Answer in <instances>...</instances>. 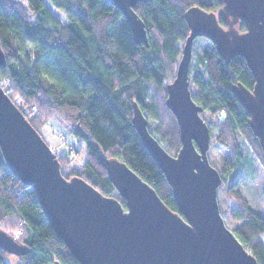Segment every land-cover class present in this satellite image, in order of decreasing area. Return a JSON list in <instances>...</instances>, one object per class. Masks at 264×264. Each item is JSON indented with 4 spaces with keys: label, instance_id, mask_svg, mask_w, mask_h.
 Listing matches in <instances>:
<instances>
[{
    "label": "trees",
    "instance_id": "1",
    "mask_svg": "<svg viewBox=\"0 0 264 264\" xmlns=\"http://www.w3.org/2000/svg\"><path fill=\"white\" fill-rule=\"evenodd\" d=\"M47 2L64 11L67 21L56 17ZM195 5L219 12L222 3L138 2L135 10L145 21L147 46L135 42L124 14L111 0H0V40L6 56V65H0L1 85L39 132L57 116L85 145L81 166L71 165L68 154L55 151L66 178L80 176L104 195H113L116 189L106 160L117 157L179 211L172 186L132 119L138 104L150 131L172 155L179 152L180 126L166 104V86L175 78L180 42L190 33L185 13ZM237 27L244 31L247 25L241 20ZM205 40L208 46L197 50L195 57V77L200 78L193 79L192 95L214 124L216 140L231 154L221 174L227 198L235 206L229 214L239 221L232 230L264 264V217L237 187L238 173L248 162L239 136L263 163L264 151L249 125L248 112L232 90L237 82L252 89L255 77L243 56L226 63L214 44ZM118 198L126 207V200ZM0 229L25 246L26 252L18 256L20 264H82L50 225L33 187L10 171L1 148ZM11 255L0 247V264H10Z\"/></svg>",
    "mask_w": 264,
    "mask_h": 264
},
{
    "label": "water",
    "instance_id": "2",
    "mask_svg": "<svg viewBox=\"0 0 264 264\" xmlns=\"http://www.w3.org/2000/svg\"><path fill=\"white\" fill-rule=\"evenodd\" d=\"M111 1L124 14L135 42L148 46L145 21L135 7L149 0ZM218 1L227 26L216 12L198 5L185 13L190 33L166 99L180 126L182 146L176 155L150 131L147 116L134 104V127L172 186L179 211L117 157L107 158V170L127 210L118 197L104 195L84 178H66L54 149L0 83V148L7 166L33 187L50 225L82 264H259L221 213L218 188L223 178L208 157L211 129L192 96L189 68L198 36L210 39L226 62L236 55L245 58L254 86L237 82L232 90L264 151V0ZM241 20L247 25L244 31L237 27ZM0 65H6L1 40ZM0 247L15 256L26 252L2 229Z\"/></svg>",
    "mask_w": 264,
    "mask_h": 264
},
{
    "label": "rangeland",
    "instance_id": "3",
    "mask_svg": "<svg viewBox=\"0 0 264 264\" xmlns=\"http://www.w3.org/2000/svg\"><path fill=\"white\" fill-rule=\"evenodd\" d=\"M47 4L56 17L62 22L67 21V16L64 11L54 7L50 2H47ZM182 45L183 42L180 43V46ZM204 46H208L206 41L202 39L197 40L196 48L198 51H201ZM201 115L205 118L211 129V144L208 150L209 160L221 172L225 163L230 160L231 154L216 140V128L211 122V119L207 117L205 112H202ZM40 133L54 151H57L58 155L68 154L71 165L81 166L84 164L86 160L85 145L72 134L70 126L66 121L57 116H53L40 127ZM239 140L244 149L245 156L248 158V162H246L245 166L241 167L238 173L237 187L243 196L247 198L250 206L264 217V163L252 145L241 135L239 136ZM75 149H80L81 152L79 153ZM113 195L119 197L118 191L116 190ZM218 200L226 225L230 229H233L239 224V221L233 220L229 214L235 206L227 198V184L219 186ZM8 261L10 264H20L19 257L15 255H11Z\"/></svg>",
    "mask_w": 264,
    "mask_h": 264
},
{
    "label": "flooded vegetation",
    "instance_id": "4",
    "mask_svg": "<svg viewBox=\"0 0 264 264\" xmlns=\"http://www.w3.org/2000/svg\"><path fill=\"white\" fill-rule=\"evenodd\" d=\"M221 7V9H222V5L220 6ZM220 9V10H221ZM207 10V9H206ZM208 11H214V12H216V14H217V16H218V19H219V22L223 25V26H227V24H226V21H225V19H224V17L222 16V15H220V11L219 12H217V11H215V10H208ZM221 19H222V21H221ZM189 26V25H188ZM187 38V37H186ZM199 39H202V40H204V41H206L205 39H208V38H206V37H204V36H198L197 38H195V40H194V42H193V56H192V61H191V64H190V68H189V80H190V88H191V91H193V89H194V82H193V79H199L200 77H195V66H196V60H195V57H196V55H197V48H196V42H197V40H199ZM208 40H210V39H208ZM185 41H186V39L184 40V41H181V42H183V45L182 46H180L181 47V56H180V58H179V61H180V59H181V57H182V54H183V47H184V44H185ZM211 41V40H210ZM180 42V43H181ZM212 42V41H211ZM213 43V42H212ZM214 44V43H213ZM203 48H205V46L203 47ZM203 48H202V50H203ZM214 48H215V45H214ZM205 50V49H204ZM215 50H216V48H215ZM217 51V50H216ZM217 53H218V51H217ZM220 55V54H219ZM221 56V55H220ZM222 57V56H221ZM179 61H178V64H179ZM226 63H229V62H226ZM178 64H177V68H178ZM177 68H176V73H177ZM175 76H176V74H175ZM174 79V78H173ZM172 81V80H171ZM170 82V81H169ZM168 82V83H169ZM167 83V84H168ZM167 87V86H166ZM193 96V95H192ZM202 112H205L204 111V108H203V111ZM125 208V210H127V207H124Z\"/></svg>",
    "mask_w": 264,
    "mask_h": 264
},
{
    "label": "built area",
    "instance_id": "5",
    "mask_svg": "<svg viewBox=\"0 0 264 264\" xmlns=\"http://www.w3.org/2000/svg\"><path fill=\"white\" fill-rule=\"evenodd\" d=\"M20 233H21V231H18L16 235L18 236Z\"/></svg>",
    "mask_w": 264,
    "mask_h": 264
}]
</instances>
